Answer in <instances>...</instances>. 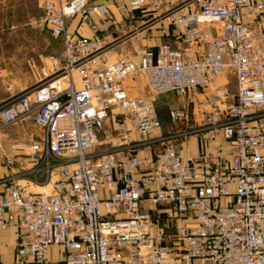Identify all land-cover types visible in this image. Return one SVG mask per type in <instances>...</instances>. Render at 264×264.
I'll list each match as a JSON object with an SVG mask.
<instances>
[{"label": "built area", "instance_id": "built-area-1", "mask_svg": "<svg viewBox=\"0 0 264 264\" xmlns=\"http://www.w3.org/2000/svg\"><path fill=\"white\" fill-rule=\"evenodd\" d=\"M116 7L127 29L105 41L121 23L106 0L45 2L60 55L51 71L33 60L38 83L0 107V132L23 127V142L2 153L13 172L2 180L0 229L15 226L17 241L15 259L0 264H264V0ZM77 15L91 35L69 30ZM227 70L237 92L198 129L203 151L185 159L168 143L154 153L161 120L124 80L140 71L153 93L182 95Z\"/></svg>", "mask_w": 264, "mask_h": 264}, {"label": "rangeland", "instance_id": "rangeland-1", "mask_svg": "<svg viewBox=\"0 0 264 264\" xmlns=\"http://www.w3.org/2000/svg\"><path fill=\"white\" fill-rule=\"evenodd\" d=\"M45 2L46 0H0V85L6 90L2 92L4 97L10 94V90H14L13 93L18 95L29 91L35 86V82L40 76L38 77L34 73L31 66L33 60L38 65L45 64L51 71L49 57L60 55L62 43L60 40L52 38L44 22ZM79 19V15L71 19L69 30H74L77 27ZM12 25L16 26L15 30L8 29ZM127 42L129 45L130 41ZM113 52L112 55H109V58L112 60L119 58L118 53L121 52V47H117ZM135 60L137 62V59ZM9 68H14L16 71L22 69L21 72L25 71V74H21L20 78L10 80L7 75ZM75 77L78 81L80 80L76 72ZM123 85L132 96H145L154 103L155 112L162 123L160 128L162 134L157 136L160 139L152 145L153 152L160 151L168 143H172L176 147H179V144L186 143L184 148L190 149L189 141L200 137L198 129L203 125L207 114L214 112L216 108L226 109L230 104L231 95L237 92L236 77L228 70L220 75L214 84H210L205 88L191 89L182 95L153 93L148 86L146 75L140 71L134 72L132 76L125 79ZM17 88H25V90L20 91ZM17 90L19 91L17 92ZM216 91H221V97L217 99L215 104L209 105L208 102H210ZM175 108H184L188 112V119L180 122L171 121L169 113ZM1 121L0 115V124ZM156 132L157 130L153 129L151 133ZM132 137L137 138L134 134H132ZM22 142L23 127L22 124L18 123L0 132V153L2 154L3 150H10L14 145ZM212 142L215 146L216 141ZM221 142L224 146H228L226 149L229 151L226 153L224 151V154L228 157L232 149L225 140ZM112 144H116V140L105 145V147L112 148ZM195 156H198V154ZM20 184L26 186L28 191H36V188L44 186V184L37 186L25 181H21ZM46 190L51 191L52 187L48 186ZM170 231L173 230L170 229ZM56 250L57 248L54 249V252Z\"/></svg>", "mask_w": 264, "mask_h": 264}, {"label": "crops", "instance_id": "crops-1", "mask_svg": "<svg viewBox=\"0 0 264 264\" xmlns=\"http://www.w3.org/2000/svg\"><path fill=\"white\" fill-rule=\"evenodd\" d=\"M109 4V8L110 10L114 13V16L121 22L120 25L117 26V28L112 27L111 28V35L110 36H104L105 41H110L115 37H120L123 35V33L126 32L127 26L126 24H124V22L121 19V16L119 15L118 11H117V7H116V3L124 1V0H106ZM244 22L247 23H253V20H251L249 17L245 16L243 18ZM108 24H110V22H107ZM263 27H264V23H263ZM130 28V27H129ZM9 30L11 29H16L15 25L9 26L8 27ZM80 33L85 34V35H91V31L89 30V28L81 26L79 28H76ZM61 52V51H60ZM16 67V66H15ZM24 70V69H23ZM22 69H18V71H16V69L14 70V68H9V71L7 73L8 78L10 80L16 79V78H20L21 74H25L24 72H21ZM40 80V78L35 82V85L38 83V81ZM9 89V88H8ZM20 91H24L25 88H17ZM17 90V92L19 91ZM6 91L3 89V86L0 85V107L4 106L5 104H7L10 100H12L13 97H15L17 94L13 93L14 90H10V94H8L7 97H4V95H2V92ZM9 91V90H8ZM28 129H32L33 125L32 124H27ZM157 132L156 133H151L150 132V136H158L162 134V131L159 129H156ZM190 144V149H185L184 145H186V143H182L179 144V147H177L178 152L181 154V156L185 159H188V157H193L196 154H199L200 152L203 151L204 147H203V141L202 138H196L195 140H190L189 141ZM183 146V147H181ZM228 146H224L225 148V153L229 150H227ZM214 148V143L208 142L206 149L208 152L212 151ZM154 153H157L156 151ZM13 172V169L7 167L4 165L3 162V157L2 154L0 153V190L3 189V183L2 180L7 178L11 173ZM16 241H17V234H16V227L12 226L6 230H1L0 229V260L4 261V262H11L15 259V246H16Z\"/></svg>", "mask_w": 264, "mask_h": 264}, {"label": "bare ground", "instance_id": "bare-ground-1", "mask_svg": "<svg viewBox=\"0 0 264 264\" xmlns=\"http://www.w3.org/2000/svg\"><path fill=\"white\" fill-rule=\"evenodd\" d=\"M47 189V187H38V188H36V191H38V192H50V191H47L46 190Z\"/></svg>", "mask_w": 264, "mask_h": 264}]
</instances>
